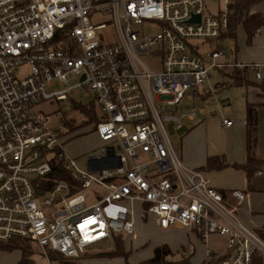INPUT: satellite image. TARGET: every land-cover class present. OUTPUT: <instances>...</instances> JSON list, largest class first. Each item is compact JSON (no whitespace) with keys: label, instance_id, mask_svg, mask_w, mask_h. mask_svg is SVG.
I'll use <instances>...</instances> for the list:
<instances>
[{"label":"built area","instance_id":"1","mask_svg":"<svg viewBox=\"0 0 264 264\" xmlns=\"http://www.w3.org/2000/svg\"><path fill=\"white\" fill-rule=\"evenodd\" d=\"M206 1L0 0V244L26 240L47 258L49 249L78 260L115 236L135 238L141 216L164 231L224 237L226 252L208 250L205 264H264V228L238 215L245 194H226L186 166L164 126L197 120L210 71L234 67L220 63L225 51L199 45L222 39L234 0H208L225 2L217 16L206 14ZM251 71L262 78L259 66ZM70 92L94 95L96 132L112 145L85 170L43 108ZM184 99L189 111L162 118L157 102L177 108ZM57 170L70 181L44 182Z\"/></svg>","mask_w":264,"mask_h":264},{"label":"rangeland","instance_id":"2","mask_svg":"<svg viewBox=\"0 0 264 264\" xmlns=\"http://www.w3.org/2000/svg\"><path fill=\"white\" fill-rule=\"evenodd\" d=\"M225 10L224 1H206V14L217 16L219 13ZM106 18L98 19V22H104ZM236 39H227L216 42L199 41L200 49L202 53L207 51L222 50L226 52V56L220 60V62L226 64L233 61V50L239 48L242 42V38L245 35V29L240 25L236 30ZM149 65L151 63L148 62ZM152 66V65H151ZM26 69L19 71V75L23 76ZM226 74L234 73L232 70L226 71ZM224 72L220 70H212L210 77L207 80V84L201 90L203 97L196 98L197 108V121L200 118V109H205L207 116L212 121L209 123L213 128L215 140L219 141L222 136L219 130L222 129V121H233L238 116V113L243 109V99L246 100L247 95L244 93V88L236 87L229 83V78ZM260 73L264 81V71L260 70ZM73 82H79V76H69ZM261 81V82H262ZM65 86L56 83L53 89H62ZM69 101L54 102L50 105H43L44 111L51 113L50 122L51 126L63 131V137L65 138V151L68 157L74 158L77 161V165L80 169H87L88 158L93 154L100 152L103 148H109L107 142H103L97 132L96 127L93 124L83 126L78 130H70L67 123L78 126L86 122V117L75 109L74 104H82L88 109L94 107L96 114L99 115V108L95 103L94 95L89 92L88 96H77L73 92L68 94ZM229 103V105H225ZM191 103L184 99L182 103L176 108L174 106H168L163 103L157 102V108L161 112V116L164 119L165 116L176 115L177 113H185L190 110ZM194 120H190L189 117H185L180 129L170 121L164 119V126L172 141V144L177 150H180L186 156V150H188V144L191 140L185 141L184 136L190 127L197 126ZM185 141V143H184ZM54 152L47 154V159H53ZM183 162L185 163L184 159ZM186 165V163H185ZM187 166V165H186ZM189 167V166H188ZM190 168V167H189ZM55 177H48L44 182L52 181L58 183L60 180L59 175L56 172ZM255 182H264V175L256 174L253 178ZM102 192H104L102 190ZM96 244L94 247L88 249L87 255H83V258L88 260L98 259L96 254L102 252H111L115 249V244L112 240ZM124 248L133 249L132 257L134 263H141L148 261L153 255V250L159 246L169 245L173 254L168 258L171 262H180L182 260H188L191 264H205L208 261V250L215 254L221 255L226 252V239L218 235H210L206 239L197 236L191 231H175L171 233H164L158 229L152 227L151 218L145 221L141 216H138L136 220L135 238L134 236H124ZM39 250V249H38ZM52 251L48 249V258L44 256L42 250L38 253L29 256L23 261V264H75L73 260L60 261L54 259L51 256ZM97 252V253H96ZM96 253V254H94ZM22 260V254L20 250H14L12 252L0 250V264H20ZM49 260V261H48Z\"/></svg>","mask_w":264,"mask_h":264},{"label":"crops","instance_id":"3","mask_svg":"<svg viewBox=\"0 0 264 264\" xmlns=\"http://www.w3.org/2000/svg\"><path fill=\"white\" fill-rule=\"evenodd\" d=\"M251 14L264 15V2L252 7ZM227 39H221L220 41ZM232 53L233 61L226 64H232L234 65V67L214 70H220L225 73L226 71L232 70L233 68L242 71L246 67L251 69V66H259V70L264 71V27L260 29L258 35L254 37L251 44L247 43V34L245 33L244 37L242 38L240 47L237 48V50L234 49ZM228 75L229 73L226 74V76L229 78V83H232L233 85V81ZM249 80L255 83H262L263 77L258 80L253 72H251V74L249 75ZM236 87L244 88V93L247 95V97L246 100L243 99V109L238 113V116L235 118V120L232 121V125L226 126L224 124V121L226 119H223L222 129L219 130L222 138L217 141L214 137V133L212 130L213 128H211L209 124L212 120L210 118H205L207 116L205 109H200L199 121L194 120L197 126L190 127L183 138L185 139V141H191L186 144L188 145V150H186V156H183L182 159H184L186 165L191 169L202 171L205 174L206 178L210 181L212 187L229 195L234 191L243 192L245 194V197L239 206L238 215L241 221L246 226L253 230L260 231L262 228H264V182L260 183L253 180L257 172L250 179L246 170L242 168H236L234 166L241 167L248 164V105L258 107L257 144L252 150V154L258 163L259 161H264V97L262 96L261 89L257 86L242 85ZM201 90L197 94L198 98L203 97L201 95ZM225 105L227 106L229 105V103ZM179 152L181 153L180 150ZM182 155L183 154L181 153V156ZM209 158H223L225 162L230 164V166L222 170L206 169L207 161ZM227 200L234 205L238 202L237 199L231 196L227 197ZM152 227L164 233H171L182 230L179 228H173L164 231L157 228L153 224V222ZM123 237L124 236H115L112 239L115 244V249L113 251L102 252L100 254H96L97 252L94 253L99 257L98 259L88 260L87 257L83 258V255L88 254L85 252V254H83L80 259L73 260V262L75 264H142L143 262H133V260L131 259L133 249L126 250L124 248ZM117 239L121 240V243H116ZM166 246L173 254L170 246ZM118 248L122 251V254L124 253L125 255H127V258L122 255H119L117 257L100 256L102 254H109L119 251ZM157 248L153 250V255L150 259L154 258L155 250ZM20 264H23V262H20Z\"/></svg>","mask_w":264,"mask_h":264},{"label":"trees","instance_id":"4","mask_svg":"<svg viewBox=\"0 0 264 264\" xmlns=\"http://www.w3.org/2000/svg\"><path fill=\"white\" fill-rule=\"evenodd\" d=\"M264 2V0H234L233 5L231 6V13L229 15L228 27L225 34L222 36V39H236V30L242 25L247 34V43L251 44L254 37H256L261 28L264 27V15L262 14H251V9L255 5ZM237 50V48H236ZM234 73H230L228 76L233 81V85L242 86V85H254L261 89L262 96L264 97V81L262 83H255L249 80V75L251 74L250 68H244L242 71L233 68ZM75 109H77L81 114L86 117V122L81 125L75 126L70 123L66 125L69 126L70 130H78L79 128L93 124L96 127V124L99 122V119L96 114V109L91 107L88 109L82 104H77L73 102ZM247 125H248V164L245 166H234L236 168H242L247 171L248 177L251 179L252 176L261 170L264 167V161H259L254 158L252 150L257 144V132H258V107L253 105H248L247 107ZM230 164L224 161L223 158H209L207 161L206 169H215L222 170L229 167ZM56 173V172H55ZM53 174L52 177H55L56 174ZM59 179H67L68 175L62 170H57ZM121 243V240L117 239L116 243ZM37 246L32 244L30 241L13 239L7 244H0V250L12 252L14 250H20L22 254V261L27 259L29 256L34 255L41 251ZM119 251L109 254H102L100 256L107 257H117L122 255L127 258V255L118 248ZM54 259L62 261L61 256L55 254L54 252L50 253ZM172 255L170 249L164 245L158 247L155 250L154 258L143 262L142 264H190L188 260H182L180 262H171L168 258Z\"/></svg>","mask_w":264,"mask_h":264},{"label":"water","instance_id":"5","mask_svg":"<svg viewBox=\"0 0 264 264\" xmlns=\"http://www.w3.org/2000/svg\"><path fill=\"white\" fill-rule=\"evenodd\" d=\"M200 17H198V19H199Z\"/></svg>","mask_w":264,"mask_h":264}]
</instances>
